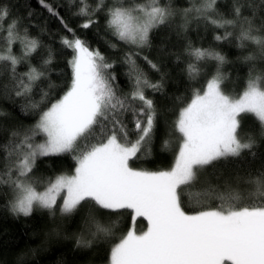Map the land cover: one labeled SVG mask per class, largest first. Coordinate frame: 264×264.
Returning a JSON list of instances; mask_svg holds the SVG:
<instances>
[{
    "label": "snow or ice",
    "instance_id": "obj_1",
    "mask_svg": "<svg viewBox=\"0 0 264 264\" xmlns=\"http://www.w3.org/2000/svg\"><path fill=\"white\" fill-rule=\"evenodd\" d=\"M42 7L71 34L60 38L61 44L74 53L68 61L71 80L67 90L49 106L41 109L35 124L27 129L11 131L0 143V186L9 189L8 210L14 216L47 212L53 218L77 215L82 221L78 248H91L109 239L112 228L103 224L121 210L130 209L132 220L143 217L147 230H128L110 249V264H264V169L245 175L229 174L225 195L219 204L208 206L200 196L194 203L200 210L189 213L182 206L185 188H194L201 171L216 162L240 157L264 140V69L256 72L259 61L264 64V0H231L229 13H221L218 0H195L184 10L194 13L215 28H224L218 40L234 37L238 48L253 47L243 61L249 65L244 91L229 96L221 89L218 74L208 80L206 88L196 91L179 111L174 128L182 134L175 164L167 171L137 170L130 161L148 150L160 120L154 98L147 94L163 91L165 74L160 65L142 53L151 46V35L167 27L176 15L171 3L161 0H96L95 9L80 0L73 13L86 17L80 25L89 29L97 13L105 14V35L110 48L125 46L123 63L131 84L129 93L114 83L113 63L89 41L76 35L74 28L47 0ZM9 18L7 48L0 50V61L11 65L10 83L0 84V91L11 89L16 97L25 98V110L39 105L29 102L28 94L35 81L44 75L30 68L24 79L15 76L21 57L12 54V45L19 41L24 56H31L40 47L38 37L21 35V21L11 18L0 0V21ZM238 31H230L229 29ZM197 60L211 58L219 65L225 57L211 49H190ZM48 53L43 63L52 61ZM143 59L151 69L160 72V81L153 83L140 67ZM196 74L199 69L189 64ZM242 114H251L258 131L250 130L241 138ZM0 113V116H3ZM130 117V119H129ZM99 129V131H98ZM36 137H43L40 142ZM70 154L75 160L71 174H59L46 181L35 178L33 170L40 157ZM254 189L250 196L232 194V184ZM183 186V187H182ZM209 191H212L211 189Z\"/></svg>",
    "mask_w": 264,
    "mask_h": 264
},
{
    "label": "trees",
    "instance_id": "obj_2",
    "mask_svg": "<svg viewBox=\"0 0 264 264\" xmlns=\"http://www.w3.org/2000/svg\"><path fill=\"white\" fill-rule=\"evenodd\" d=\"M55 6L61 16L74 28L76 35L86 39L92 48H98L113 63V74L117 77L114 82L124 92L131 91V84L127 76V65L123 63L124 45L110 48L107 40L115 39L105 35V14L97 13L93 16L97 22L89 29L80 25L86 17L74 16L80 7V0H47ZM111 3L112 0H103ZM195 0H161V3H171L176 15L171 18L167 27H161L151 35V46L144 49L142 56L147 55L154 63L160 65L165 74L162 92L147 90V94L154 98L160 110V120L157 131L148 150L138 154V158L130 161V165L138 170L165 171L175 163L182 134L174 128V122L182 107L190 103L196 91L206 88L208 80L216 75L223 79L221 89L230 96H239L245 88L249 65L243 57L249 54L253 47L238 48V41L234 37L218 40L217 36L225 33L224 28H215L203 19H196L195 14L185 15L184 10L191 7ZM11 18L21 21L20 34L38 37L39 49L31 56H24V46L19 41L12 45V54L21 57L16 65L15 76L27 81L25 73L30 68H36L44 73L35 81L27 99L39 105L38 109L25 110V98L16 97L14 92L0 91V143L9 138L11 131L23 130L33 126L38 119L37 113L58 99L66 90L71 80V67L68 61L72 58L71 49L65 48L60 41L62 36L71 39L59 21L52 17L41 6L39 0H3ZM90 9H95L96 0H86ZM221 13H229L231 0H218L217 5ZM9 18L0 21V50L7 48V28ZM238 31L237 29H229ZM211 49L225 57V63L219 65L211 58L197 60L190 55V49ZM52 53V61L44 64L48 53ZM140 67L149 79L156 83L160 81L161 73L150 68L140 59ZM189 64H195L199 71L192 74ZM264 69L259 61L256 72ZM11 65L0 61V84L10 83ZM130 119V117H129ZM242 126L238 135L244 138L250 130L258 131L259 125L252 115L243 114ZM99 131V129H98ZM43 137H36L40 142ZM3 160L0 159V167ZM75 160L70 154L40 157L33 170L35 178L46 181L59 174H71ZM264 169V140H258L253 149L245 150L238 158L216 162L214 167L201 171L199 181L194 188H185L182 206L185 211L192 213L200 210L201 206L194 203V198L200 196L206 200L208 206L219 204L220 195L227 197L225 181L229 174L232 176L245 175ZM183 187V186H182ZM212 191H209V190ZM232 190L235 195L250 196L254 189L243 184L233 182ZM9 189L0 186V264H110V249L113 243L124 235L132 226L136 230L142 229L147 221L143 217L132 220V211L121 210L119 213L105 217L103 224L112 228L113 235L101 240L91 248H78L76 239L80 235L82 221L79 216L71 215L60 218L49 216L47 212L35 211L32 215L14 216L8 210Z\"/></svg>",
    "mask_w": 264,
    "mask_h": 264
},
{
    "label": "rangeland",
    "instance_id": "obj_3",
    "mask_svg": "<svg viewBox=\"0 0 264 264\" xmlns=\"http://www.w3.org/2000/svg\"><path fill=\"white\" fill-rule=\"evenodd\" d=\"M226 94V93H225ZM242 94V93H241ZM63 95V94H62ZM61 95V96H62ZM228 95V94H227ZM230 96V95H229ZM243 115V114H242ZM247 115H251V114H247ZM182 136V135H181ZM181 142H182V139H181ZM181 142H180V144H181ZM180 146V145H179ZM175 164V163H174ZM172 167H174V165L172 166ZM171 168H169V169H167V170H170ZM138 170V169H137ZM167 170H165V171H167ZM133 228V226L130 228V229H132ZM130 229H128V230H130ZM127 230V231H128ZM136 230V229H135ZM147 230V224H145V226L142 228V229H140V230H136L137 232H140V231H146ZM126 234V233H125ZM124 234V235H125Z\"/></svg>",
    "mask_w": 264,
    "mask_h": 264
}]
</instances>
